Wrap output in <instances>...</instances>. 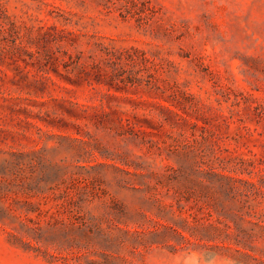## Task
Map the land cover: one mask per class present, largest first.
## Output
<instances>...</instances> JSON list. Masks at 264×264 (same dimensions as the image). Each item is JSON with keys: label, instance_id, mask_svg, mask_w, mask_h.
<instances>
[{"label": "rangeland", "instance_id": "1", "mask_svg": "<svg viewBox=\"0 0 264 264\" xmlns=\"http://www.w3.org/2000/svg\"><path fill=\"white\" fill-rule=\"evenodd\" d=\"M0 264H264V0H0Z\"/></svg>", "mask_w": 264, "mask_h": 264}]
</instances>
